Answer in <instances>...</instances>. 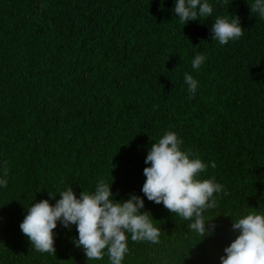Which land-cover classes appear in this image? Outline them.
Returning a JSON list of instances; mask_svg holds the SVG:
<instances>
[{"label": "trees", "instance_id": "trees-1", "mask_svg": "<svg viewBox=\"0 0 264 264\" xmlns=\"http://www.w3.org/2000/svg\"><path fill=\"white\" fill-rule=\"evenodd\" d=\"M209 2L210 17L184 25L174 0H0V264H108L74 246L75 225L53 230L55 254L36 252L19 227L26 208L101 177L116 200L143 197L147 152L166 131L228 194L205 213L216 227L203 240L145 197L161 242L129 238L123 264H220L232 217L264 210V20L253 0ZM229 15L244 34L222 46L210 28Z\"/></svg>", "mask_w": 264, "mask_h": 264}, {"label": "clouds", "instance_id": "clouds-1", "mask_svg": "<svg viewBox=\"0 0 264 264\" xmlns=\"http://www.w3.org/2000/svg\"><path fill=\"white\" fill-rule=\"evenodd\" d=\"M252 13L264 20V0H253ZM180 23L201 21L212 15L214 9L209 0H174L172 9ZM212 41L226 45L239 40L244 32L240 19L235 15L218 16L211 25ZM206 56L197 53L191 61L193 70L198 71ZM186 91L190 96L197 94L199 81L189 73L184 75ZM144 163L146 177L141 188L143 197L130 194L125 200H116L109 184L99 178L91 191L83 190L79 196L72 184L55 194L49 192V199L30 203L19 227L36 252L55 254L54 229L58 224L66 229L76 226L78 237L72 243L83 248L87 260H102L108 257V264H123L129 253V238L133 242H161V229L153 223L152 215L141 209L144 198L156 204H163L172 214L184 221L192 234L210 236L215 224L210 223L205 213L218 206L220 194L227 195L225 186L216 178H202L209 164L183 148L178 132L166 131L147 152ZM212 168L216 167L211 162ZM7 173L0 175V189L8 185ZM59 199L55 203L50 200ZM232 217V216H231ZM232 230L238 231L236 238L224 248L220 264H264V210L242 213L232 217Z\"/></svg>", "mask_w": 264, "mask_h": 264}]
</instances>
